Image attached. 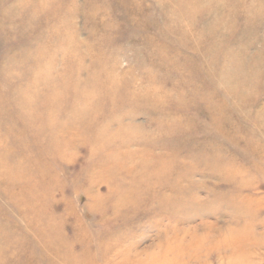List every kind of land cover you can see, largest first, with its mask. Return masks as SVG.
Here are the masks:
<instances>
[{
    "label": "rangeland",
    "instance_id": "obj_1",
    "mask_svg": "<svg viewBox=\"0 0 264 264\" xmlns=\"http://www.w3.org/2000/svg\"><path fill=\"white\" fill-rule=\"evenodd\" d=\"M84 262L264 264V0H0V264Z\"/></svg>",
    "mask_w": 264,
    "mask_h": 264
},
{
    "label": "bare ground",
    "instance_id": "obj_2",
    "mask_svg": "<svg viewBox=\"0 0 264 264\" xmlns=\"http://www.w3.org/2000/svg\"><path fill=\"white\" fill-rule=\"evenodd\" d=\"M70 37H72V36H70ZM65 48H66V47H65ZM235 69H237V67H235ZM23 101H24V100H23ZM23 105H24V104H23ZM23 105H22V106H23ZM26 107H27V106H26ZM93 124H94V123H93ZM103 136H104V135H103ZM63 139H64V137H63ZM53 143H54V141H53ZM14 162H15V161H14ZM7 167H8V166H7ZM13 167H14V166H13ZM225 168H226V167H225ZM5 169H6V168H5ZM5 169H4V170H5ZM18 171H19V170H18ZM4 172H5V171H4ZM10 174H11V173H10ZM17 174H18V172H17ZM22 174H23V173H22ZM23 175H24V174H23ZM8 176H9V175H8ZM11 177H12V176H11ZM123 191H124V190H123ZM107 192H108V191H107ZM95 200H96V199H95ZM37 213H38V212H37ZM39 213H40V212H39ZM53 233H54V232H53ZM231 233H232V232H231ZM48 238H49V237H48ZM50 240H51V239H50ZM51 241H52V240H51ZM107 242H108V241H107ZM107 242H106V243H107ZM48 243H49V241H48ZM106 243H105V244H106ZM107 244H108V243H107ZM58 246H59V245H58ZM166 246H167V245H166ZM46 247H47V245H46ZM160 247H161V246H160ZM49 248H50V247H49ZM60 249H61V248H60ZM118 250H119V249H118ZM120 250H121V249H120ZM120 250H119V251H120ZM171 250H173V249H171ZM135 251H137V250H135ZM164 251H165V250H164ZM167 251H168V250H167ZM58 252H59V251H58ZM60 252H61V250H60ZM132 252H133V251H132ZM159 252H160V251H159ZM170 252H171V251H170ZM173 252H174V251H173ZM52 253H53V252H52ZM80 253H81V252H80ZM115 253H116V252H115ZM138 253H139V252H138ZM167 253H168V252H167ZM171 253H172V252H171ZM53 254H54V253H53ZM157 255H158V253H157ZM51 256H52V255H51ZM66 256H67V255H66ZM145 256H146V255H145ZM154 256H155V254H154ZM60 257H61V256H60ZM82 257H83V256H82ZM151 257H152V256H151ZM151 257H150V258H151ZM54 258H55V257H54ZM63 258H64V256H62V259H63ZM66 259H67V258H66ZM69 259H70V258H69ZM80 259H81V258H80ZM121 259H122V258H121ZM59 260H60V259H59ZM86 260H87V259H86ZM86 260L83 259V261H85V262H86ZM137 260H138V259H137ZM171 260H172V259H171ZM80 261H81V260H80ZM120 261H121V260H120ZM56 262H57V261H56ZM60 262H61V261H60ZM85 262H84V263H85ZM148 262H149V261H148ZM154 262H155V261H154ZM114 263H115V262H114ZM120 263H121V262H120ZM85 264H87V263H85ZM88 264H89V262H88ZM111 264H112V263H111ZM127 264H129V263H127ZM135 264H136V263H135ZM160 264H161V263H160ZM168 264H169V263H168Z\"/></svg>",
    "mask_w": 264,
    "mask_h": 264
}]
</instances>
